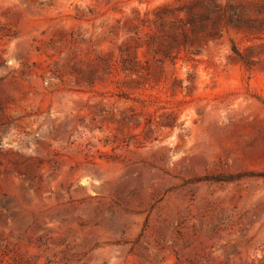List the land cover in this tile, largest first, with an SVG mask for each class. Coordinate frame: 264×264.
I'll return each instance as SVG.
<instances>
[{
    "label": "rangeland",
    "instance_id": "rangeland-1",
    "mask_svg": "<svg viewBox=\"0 0 264 264\" xmlns=\"http://www.w3.org/2000/svg\"><path fill=\"white\" fill-rule=\"evenodd\" d=\"M0 264H264V0H0Z\"/></svg>",
    "mask_w": 264,
    "mask_h": 264
}]
</instances>
